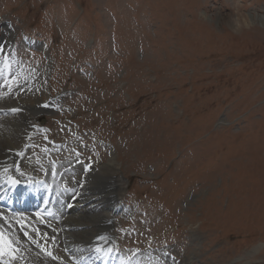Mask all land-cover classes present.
<instances>
[{
  "label": "rangeland",
  "instance_id": "obj_1",
  "mask_svg": "<svg viewBox=\"0 0 264 264\" xmlns=\"http://www.w3.org/2000/svg\"><path fill=\"white\" fill-rule=\"evenodd\" d=\"M1 21L11 63L56 99L24 171L61 178L60 202L74 163L115 155L116 261L264 264V0H0ZM15 215L0 214V264H65L41 246L60 239L46 221Z\"/></svg>",
  "mask_w": 264,
  "mask_h": 264
},
{
  "label": "bare ground",
  "instance_id": "obj_2",
  "mask_svg": "<svg viewBox=\"0 0 264 264\" xmlns=\"http://www.w3.org/2000/svg\"><path fill=\"white\" fill-rule=\"evenodd\" d=\"M234 8L236 9V7ZM237 8L241 9L239 5ZM212 10L214 8H211ZM226 16L224 15V18ZM7 22H0V214L7 215L9 213L8 202L13 201V206L17 209L16 215H14L24 217L23 220L16 218L15 223H23L25 217L33 221L37 220L36 224L38 225H43V221H46L43 228L49 229L52 233L57 232L60 239L58 241L43 239L41 246L50 255L52 253L54 256L57 255L59 261L65 262V264H189L190 259L174 260L167 254V251L155 253L156 258L143 257L140 259V263H137V260L130 263L123 259L120 260L121 262L116 261L118 253L114 248L111 233L110 221L112 217L110 214L112 211L110 213V210L116 211L120 208L122 181L116 173L118 171L117 160L113 152L109 153L106 162L89 160L88 162L74 163L71 171L76 176V178L74 177L75 181L73 180L72 187L59 193L64 197L60 202L56 200L58 194L56 191L58 192L61 178H55L52 172L45 177H35L24 171L23 157L26 139L32 129L36 127L33 126L36 119L43 112L51 110L56 99L42 96V93L47 91V81H42L40 78L39 83L36 84L32 77L27 76V73L23 74L21 69L18 70L15 64L11 63L8 40L12 36V29L11 24ZM2 36H5L3 41ZM28 40H26L28 44H35L39 47L35 40ZM2 67L5 69L3 70ZM26 89L28 90L26 91ZM80 102L81 99L74 103ZM92 120L95 119L92 118ZM139 121L133 123V127H135L133 136L126 137L127 149L131 146L133 149L136 148L134 146L138 134L136 124ZM98 163L100 164L98 165ZM8 177L20 182L22 186L17 190L8 187L6 183ZM55 186L57 189H54ZM48 191H51L52 194L47 207H53L54 213L51 218H43L36 214V210L46 203L45 195ZM41 192H44L43 200L39 201ZM33 207L35 212L32 214ZM38 221H42V223L39 224ZM38 243L40 242L38 241ZM57 243H60L63 248L61 254ZM1 249L3 250V248ZM0 254L7 258L8 253L5 251H0ZM28 262L38 264V261L34 259ZM9 264H14L13 260H10ZM17 264L26 263L19 262Z\"/></svg>",
  "mask_w": 264,
  "mask_h": 264
}]
</instances>
